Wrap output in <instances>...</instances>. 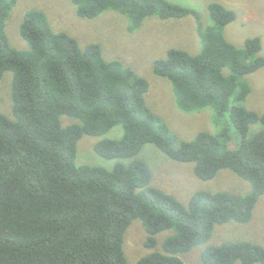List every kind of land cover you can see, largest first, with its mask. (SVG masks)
Instances as JSON below:
<instances>
[{"label": "trees", "instance_id": "trees-1", "mask_svg": "<svg viewBox=\"0 0 264 264\" xmlns=\"http://www.w3.org/2000/svg\"><path fill=\"white\" fill-rule=\"evenodd\" d=\"M17 1L0 0V80L13 72V117L0 112V264H127L124 236L135 219L146 230L149 249L157 247L159 233L172 230L161 250L136 264H184L180 255L206 243L215 224L251 221L264 194V112L245 107L250 88L239 78L264 67V55L259 37L247 38L243 48L225 38L235 11L209 3L212 23L205 27L197 9L168 0H72L84 18L106 10L126 15L129 32L149 17L193 15L202 50L192 55L172 48L153 70L173 83L182 111L229 112L242 136L231 149L226 131H202L177 144L147 105L146 78L120 60H106L99 43L82 49L75 37L54 31L42 10L27 11L20 25L29 48L12 47L6 24ZM62 115L78 122L64 125ZM119 124L120 138L94 145L104 158L117 160L111 170L76 163L83 135L101 136ZM147 143L174 160L194 162L200 179L229 169L252 189L244 195L199 190L184 205L150 185L148 164L136 158ZM200 257L201 264H264V246L228 241L205 247Z\"/></svg>", "mask_w": 264, "mask_h": 264}, {"label": "rangeland", "instance_id": "rangeland-1", "mask_svg": "<svg viewBox=\"0 0 264 264\" xmlns=\"http://www.w3.org/2000/svg\"><path fill=\"white\" fill-rule=\"evenodd\" d=\"M168 1L197 9L205 27L212 23L209 3L218 2L235 11L236 19L223 29L225 38L237 47L243 48L247 38L259 37L262 43L260 54L264 55V0ZM32 9L42 10L54 31L65 32L75 37L82 49L91 43H99L106 60H120L136 75L146 78L149 82L145 96L147 105L167 123L177 144L181 141L193 140L202 131L212 134L226 131L231 136L228 147L233 149L238 146L242 136L231 121L228 111L223 115H219L213 107L194 113L182 111L177 105L173 83L154 73V61L166 58L172 48L186 50L192 55L202 50L197 21L193 15L169 19L149 17L137 31L129 32V18L114 10H106L95 18H84L78 14L77 6L72 0H18L6 24L7 36L14 48H29L27 41L20 34V25L25 13ZM224 74H230L229 67L224 68ZM12 80V71H6L0 80V112L9 117H13ZM239 83L246 84L250 88L243 103L245 107L261 115L264 112V67L239 78ZM61 120L64 125L78 122L68 115H62ZM260 127V123L254 125L250 134L258 131ZM123 131V126L119 124L101 136L83 135L77 144L76 163L102 166L111 170L117 160L104 158L97 153L94 145L104 138H120ZM136 158L148 164L152 175L151 186L171 194L184 205H187L191 196L199 190L226 191L244 195L252 189V184L248 180L229 169L220 170L212 179H200L194 172V162L174 160L154 143H147ZM130 160L120 161L128 163ZM171 233L172 230L159 233L157 247L149 249L145 245L147 233L141 220H133L124 236L123 248L127 264H136L141 257L153 250H161L164 239ZM239 240L264 246V194L255 205L250 222L231 221L215 224L212 235L206 243L194 246L180 257L184 264H201V251L205 247Z\"/></svg>", "mask_w": 264, "mask_h": 264}]
</instances>
